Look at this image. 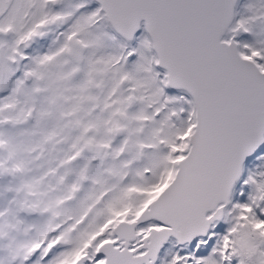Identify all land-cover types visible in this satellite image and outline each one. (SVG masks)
Here are the masks:
<instances>
[{"label": "snow or ice", "instance_id": "6c2138e0", "mask_svg": "<svg viewBox=\"0 0 264 264\" xmlns=\"http://www.w3.org/2000/svg\"><path fill=\"white\" fill-rule=\"evenodd\" d=\"M0 264H264V0H0Z\"/></svg>", "mask_w": 264, "mask_h": 264}]
</instances>
